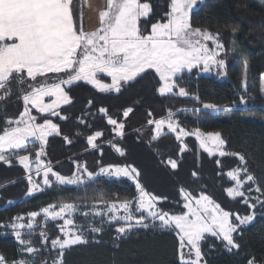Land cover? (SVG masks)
Returning <instances> with one entry per match:
<instances>
[{
	"label": "snow or ice",
	"instance_id": "obj_1",
	"mask_svg": "<svg viewBox=\"0 0 264 264\" xmlns=\"http://www.w3.org/2000/svg\"><path fill=\"white\" fill-rule=\"evenodd\" d=\"M203 2L169 0V10L152 22L154 7L159 5L154 6L151 0H106V7L98 14V27L86 31L82 19L76 15L78 0H0V101L16 94L23 102L19 117H6L5 126L0 129V162L11 166L15 158L23 166L28 173V196L42 191L45 186L52 187L54 182L57 185H81L98 175L127 177L134 182L137 193L133 198L123 200H105L101 196L103 209L92 206L88 211H82L75 202L62 201L27 213L26 223L23 222L24 215L15 216L9 224L0 222V227L10 229L18 243L17 258L9 260L0 253V264H37L39 257L49 251L47 225L57 221H62L56 224L60 235L50 240V249L56 254L50 261L39 260V264H65L67 250L87 245L88 235L103 232L105 225H115L117 240L140 229L174 233L178 241V264H208L202 242L210 238L220 241L229 253L240 249L234 234H239L242 227L254 221L258 206L264 209V184L249 171L244 154L226 151V141L219 132L205 133L200 128L186 131L172 111L166 119L148 120L149 124H155L154 139L162 135L166 126L170 132L178 133L177 140L194 136L209 156L238 158L240 166L227 172L233 186L226 192L232 200L239 199L250 209L249 214L243 216L225 210L205 192L196 197L182 187L179 195L187 211H166L162 205L168 197L147 191L139 179L141 173L131 165H109L94 173L86 164L77 163L76 171L65 176L55 171L50 161L42 159L47 154L48 138L53 134L62 135L60 126L49 117L67 119L58 109L72 103L69 92L77 82L92 84L102 92L119 93L122 87L137 78L143 79L151 70L159 77L160 95L187 97L189 91L181 86L185 73H192L197 68L207 73L215 68L219 75H226L223 71L226 60L221 54L235 49L238 29H232V48L226 49L221 32L194 26L193 10ZM243 67L246 81V60ZM101 75L110 77L111 83H103L99 78ZM13 85L16 86L15 93ZM260 91L264 94V87ZM45 98H50L49 102H45ZM240 99L242 104L246 102L243 96ZM221 107L203 104V109L212 111H220ZM33 109L38 115L33 114ZM99 111L107 115V109ZM132 111L128 108L123 116L127 117ZM108 124L115 126L117 134L123 136L124 123L108 117ZM101 136L100 131L95 132L87 137V144L97 149L95 141ZM63 139L72 143L68 136ZM29 144L35 147L34 160L30 158ZM184 150L182 146L181 151ZM22 151L29 154H21ZM116 151L122 156L125 154L118 147ZM169 163L172 169L178 167L175 160ZM215 163L219 166L221 160L217 159ZM33 171L36 176L42 174V184L34 181ZM50 176L54 177V182ZM41 214L42 220H38ZM78 215L84 217L85 224L76 222ZM35 236H39L40 246L36 245ZM247 264L258 262L252 256Z\"/></svg>",
	"mask_w": 264,
	"mask_h": 264
},
{
	"label": "trees",
	"instance_id": "obj_2",
	"mask_svg": "<svg viewBox=\"0 0 264 264\" xmlns=\"http://www.w3.org/2000/svg\"><path fill=\"white\" fill-rule=\"evenodd\" d=\"M151 2L154 6L159 5L154 7L152 22H155L169 10V0ZM192 23L221 32L226 49L232 48V29H238L235 49L224 54L226 67L223 71L226 75L219 79L213 74H200L198 68L185 73L181 86L189 91L187 97L160 95L159 77L151 70L143 79L137 78L122 87L119 93H99L89 85L77 82L69 92L72 103L59 110L60 115L67 119L49 117L60 126L62 133L48 138L44 156L55 171L70 176L75 163L86 164L92 172L109 165H131L141 173L139 179L147 191L168 197L162 205L166 211H180L164 205L168 201L169 205L178 203L182 187L195 196L205 192L225 210L238 213L235 201L230 207L232 200L225 195V189L231 184L227 172L240 166L238 158H209L189 137L183 142L184 151L170 134L152 139V125L148 120L164 119L172 111L186 131L200 128L205 133H221L226 141V151L244 154L249 171L264 184V97L260 91L264 76V0H204L193 10ZM148 28L150 30V25ZM245 60L248 62V75L243 81ZM15 91L16 86L13 85ZM197 96L198 100L195 99ZM241 96L246 101L243 104ZM204 103L222 106V110L217 114L209 113L203 109ZM101 108L107 109V115L99 111ZM128 108L133 111L124 117L123 112ZM22 110L23 102L16 94L0 101V129L5 126L6 117L18 118ZM108 117L124 123L123 136L111 135L106 123ZM97 131L102 133L96 142L98 148H89L87 137ZM63 136H68L72 143H66ZM117 147L125 153L123 156L114 150ZM217 159L221 160L219 166L215 163ZM170 160L177 162L176 169L171 168ZM0 170V222L3 224H9L17 215L26 217L31 211L62 201L75 202L88 211L92 203L100 202L101 196L105 200H123L137 195L134 185L127 180L98 178L81 188L52 187L23 198L21 192L24 188L17 189L18 186L16 188V184H12L13 180L6 175L7 168L1 164ZM193 172L197 175L193 176ZM8 201L13 203L7 204ZM47 232L49 251L44 252L39 260L50 261L56 254L50 249V240L59 232L51 223L47 225ZM116 235L115 225H105L99 234L90 233L87 245L73 246L66 251L65 264H178V241L174 233L140 229L127 238L117 240ZM234 236L241 247L233 253H229L215 238L202 242L208 264H247L252 256L258 264H264V209L258 206L254 221ZM34 240L40 246L39 236ZM17 248L18 243L10 230L0 227V253L13 260L18 256Z\"/></svg>",
	"mask_w": 264,
	"mask_h": 264
},
{
	"label": "rangeland",
	"instance_id": "obj_3",
	"mask_svg": "<svg viewBox=\"0 0 264 264\" xmlns=\"http://www.w3.org/2000/svg\"><path fill=\"white\" fill-rule=\"evenodd\" d=\"M200 5V4H199ZM198 7V6H197ZM209 46L211 47L212 45H211V42H209ZM221 58H224L225 59V56H224V53H222L221 54ZM218 69H213V70H211V71H209V72H207V73H205V72H201L200 71V74H203V75H215V77H217V78H219V79H221V78H223V76H221V75H219L218 74ZM100 79H101V81L103 82V83H105V84H110V82L108 81V78H109V80L111 79L110 77H107V76H104V75H101L100 77H99ZM243 81H244V71H243ZM80 82H82V83H85V84H87V85H89L88 83H86V82H83V81H80ZM90 86V85H89ZM91 87V86H90ZM261 87H264V82H262V78H261ZM93 89H95L96 91H98L99 93H108V92H102V91H100L98 88H93ZM114 92V91H113ZM263 95V97H264V94H262ZM49 100H50V98H45V102H49ZM65 106H67V105H61V107L58 109V111L60 110V109H62V108H64ZM204 110H206L207 112H209V113H213V114H217L218 112H220L221 110H222V108H221V110L220 111H212V110H207V109H204ZM35 112V113H34ZM33 113L34 114H37L38 115V113L36 112V110L35 109H33ZM164 119H166V118H164ZM106 123H107V125L109 126V129H110V133H111V135H113L114 137H117V138H120L121 136L120 135H118L117 134V131L115 130V126H113V125H111V124H108V120L106 121ZM120 123H122V122H120ZM150 125H152V139H154V137H155V135H156V132H155V124L153 123V124H150ZM0 134H2V133H0ZM95 134V133H94ZM93 134V135H94ZM144 134V133H143ZM164 134H170V135H172L174 138L176 137V135L178 134V133H173V132H170L168 129H167V127L165 126L163 129H162V135H164ZM161 135V136H162ZM190 138V139H192L194 142H195V144H196V146H197V148L201 151V152H203L207 157H209V158H211V157H215V158H220L218 155L217 156H209L208 155V153H206V152H204V150L202 149V148H200V146H199V141H197L196 140V138L194 137V136H183L182 138H181V140H177L176 138H175V140L176 141H178L180 144H181V146H183L184 147V144H183V142H184V140L186 139V138ZM101 137H99V138H97V140L95 141V143L100 139ZM155 139H157V138H155ZM110 143H108V145H109ZM88 145V144H87ZM109 146H111V145H109ZM36 147H38V145H36ZM88 147L89 148H92L90 145H88ZM28 148H29V153H30V158L32 159V160H34L35 159V147L32 145V144H29V146H28ZM184 149H185V147H184ZM114 150H116V148L114 149ZM117 152V151H116ZM29 153H24L23 151L21 152V154H29ZM118 154H120L119 152H117ZM42 159H44V157H42ZM45 160V159H44ZM45 162H47V161H45ZM0 164L1 165H3L4 166V168H7V171H6V175L7 176H9L8 178L12 181V184H16V188H17V186H18V188L17 189H21V188H24L23 189V191L21 192V194L23 195L22 197L24 198H26V197H30V196H28L26 193H27V190H28V188H29V183H28V179H27V176H28V173H26V171H25V169L23 168V166L22 165H20L19 164V162L17 161V160H15V158H13V160H12V164H11V166H9V165H6V164H4L3 162H0ZM76 164L77 163H75L73 166V168H74V170H73V173L76 171ZM80 165H84L83 163H79ZM114 166H116V165H114ZM104 167H107V166H104ZM101 168V167H100ZM99 168V169H100ZM99 169L96 171V172H94V173H98L99 172ZM0 171H2V170H0ZM90 171V170H89ZM72 173V174H73ZM32 176H33V179H34V181L35 182H37V183H41L42 184V174H41V176H36L35 175V172L33 171V173H32ZM71 176V175H70ZM12 177L14 178V179H12ZM107 179V180H127L128 182H130L132 185H134V187H135V184H134V182L133 181H131V180H129L127 177H107V176H103V175H98V176H96V177H94V179L93 180H91V181H87L85 184H81V185H57V184H55V182H54V177H51L50 176V179H52L53 180V186L52 187H75V188H81V187H84L85 185H87V184H89L90 182H92V181H94V180H96V179ZM85 180H87V177L85 176ZM24 182H25V184H24ZM230 186H233V182L231 181V184H230ZM229 186V187H230ZM0 187H2V185L0 186ZM52 187H50V188H52ZM49 187H43V190L42 191H44V190H47V189H50ZM42 191H38V192H42ZM38 192H36V193H38ZM35 194V193H34ZM201 193H199V194H197L196 195V197H198L199 195H200ZM225 195H226V197L227 198H229L230 200H232L230 197H228L227 196V192H226V189H225ZM193 196H195V195H193ZM168 203H169V201H168ZM165 204L164 205V207L166 206V207H168V206H170V208H175V210H180V211H178V213H181V212H183V211H187L186 209H184L183 208V203H184V200H183V198L179 195V202L177 203H175L174 202V204L176 205H169V204ZM7 204H9L8 202H7ZM231 205H233V200H232V202L230 203V207H231ZM92 206H95L96 208H99V209H103L104 208V204L103 203H101V202H97V203H92L91 204V206L90 207H92ZM235 206H236V209H237V212L240 214V215H246V214H249V212H250V209L245 205V204H243L239 199L238 200H235ZM82 207H85L84 205H82ZM81 210H83V211H87V210H84V209H81ZM42 217H43V214H41V217H38L37 219L38 220H42ZM75 219H76V222L78 223V224H85V219H84V217H82V216H76L75 217ZM26 221H27V216L25 217V220L23 221V222H25L26 223ZM95 222H97L96 220H93V223H95ZM49 223H51L53 226H56V224H58V223H62V221H57V222H49ZM10 230V229H9ZM58 232H59V230H58ZM59 235H60V233H59ZM14 237V236H13ZM55 251V250H54Z\"/></svg>",
	"mask_w": 264,
	"mask_h": 264
},
{
	"label": "crops",
	"instance_id": "obj_4",
	"mask_svg": "<svg viewBox=\"0 0 264 264\" xmlns=\"http://www.w3.org/2000/svg\"><path fill=\"white\" fill-rule=\"evenodd\" d=\"M105 7L106 0H78L76 15L82 19L86 31H92L98 27V14ZM108 81L111 83V79L108 78ZM89 85L94 88L92 84Z\"/></svg>",
	"mask_w": 264,
	"mask_h": 264
}]
</instances>
